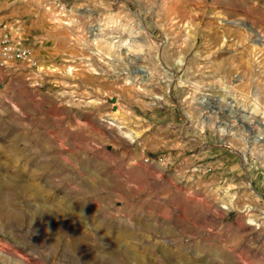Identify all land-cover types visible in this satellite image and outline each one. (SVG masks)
<instances>
[{"label":"rangeland","instance_id":"1","mask_svg":"<svg viewBox=\"0 0 264 264\" xmlns=\"http://www.w3.org/2000/svg\"><path fill=\"white\" fill-rule=\"evenodd\" d=\"M67 6L0 0V264H264V0Z\"/></svg>","mask_w":264,"mask_h":264},{"label":"built area","instance_id":"2","mask_svg":"<svg viewBox=\"0 0 264 264\" xmlns=\"http://www.w3.org/2000/svg\"><path fill=\"white\" fill-rule=\"evenodd\" d=\"M51 4L56 15L63 17L68 9L67 0H51ZM0 58L4 63L11 61H27L34 67L36 62L32 60V51L21 40L15 41L8 34L6 27L2 25V34L0 36ZM39 85V80H33L31 86Z\"/></svg>","mask_w":264,"mask_h":264},{"label":"crops","instance_id":"3","mask_svg":"<svg viewBox=\"0 0 264 264\" xmlns=\"http://www.w3.org/2000/svg\"><path fill=\"white\" fill-rule=\"evenodd\" d=\"M37 2H41L42 0H36ZM44 1V0H43Z\"/></svg>","mask_w":264,"mask_h":264}]
</instances>
